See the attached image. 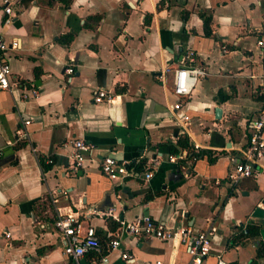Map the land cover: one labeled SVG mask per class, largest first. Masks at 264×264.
<instances>
[{
  "label": "crops",
  "instance_id": "1",
  "mask_svg": "<svg viewBox=\"0 0 264 264\" xmlns=\"http://www.w3.org/2000/svg\"><path fill=\"white\" fill-rule=\"evenodd\" d=\"M3 1L10 74L0 90V264H66L53 222L70 213L100 244L81 264L104 256L106 264H186L183 246L157 239L121 235L118 249H106L121 222L143 216L192 233L213 228L204 264L217 254L226 264H264V159L255 178L235 187L226 179L264 105V47L256 45L264 0H6L7 25ZM188 51L207 75L172 113V71ZM98 90L111 101L95 104ZM183 137L198 157L168 162ZM73 140L92 146L76 170ZM104 157L131 162L138 176L107 179Z\"/></svg>",
  "mask_w": 264,
  "mask_h": 264
},
{
  "label": "built area",
  "instance_id": "2",
  "mask_svg": "<svg viewBox=\"0 0 264 264\" xmlns=\"http://www.w3.org/2000/svg\"><path fill=\"white\" fill-rule=\"evenodd\" d=\"M3 13L6 15L4 25L10 23L13 17V12L8 1H3ZM260 35L256 41L259 48L264 47V23L256 29ZM16 42H11L10 48L15 49ZM7 46L3 43L0 36V90H8V77L10 74L9 65L2 61V55L6 51ZM223 54L228 51L222 48ZM73 70L71 67L65 69V74L71 76ZM207 75L205 68L199 65L195 60V54L188 51L184 54L178 68L172 71V94L176 101L170 106L172 113L181 111L182 105L195 88L197 82ZM95 104L103 101L110 102V94L105 90H98L93 95ZM180 120L185 122L188 118L184 115L180 116ZM247 142L245 148L241 151V157H229L230 168L227 173V182L231 187H235L242 179L255 178L257 172L253 165L264 159V105L257 116L247 124ZM71 145V154L69 159L72 161L71 167L73 170L79 169L85 156L88 155L92 146L85 144L82 140H73L69 142ZM186 158V152L180 151L176 155L167 156V161L174 163L183 161ZM160 158L154 156L149 158L144 164L143 179L149 180L153 171L156 169ZM45 163L50 164L51 160H46ZM100 173L111 181H121L127 178L137 177L138 174L134 171L131 162L124 160H115L110 157H104L99 161ZM78 216L70 213L66 215H58L53 222V227L60 234L62 245V253L67 258L66 264H81L80 259L87 253L98 254L100 252V244L95 235V231L91 227H86L82 233L78 227ZM214 232L213 228L192 233L184 227L169 229L167 227L154 224L147 216L134 218L129 222H121L118 231L106 243V249L113 251L120 246L121 235H126L131 238L139 239H157L161 242H170L175 246H183L185 253L188 256L186 264H204L207 256L211 251L210 238ZM7 233L5 237H7ZM122 260L130 262L132 256L126 252L120 254ZM99 264H106V257L99 259ZM153 264H164L161 261H155ZM213 264H226L220 254L214 256Z\"/></svg>",
  "mask_w": 264,
  "mask_h": 264
},
{
  "label": "trees",
  "instance_id": "3",
  "mask_svg": "<svg viewBox=\"0 0 264 264\" xmlns=\"http://www.w3.org/2000/svg\"><path fill=\"white\" fill-rule=\"evenodd\" d=\"M181 150H185L187 154V158L189 159H196L199 155V153L194 154L192 152V147L187 142V139L185 137L179 138L178 141L174 146L169 147V155H176L178 154ZM136 168V166H135ZM137 170L140 169L139 167L136 168ZM135 171V170H134Z\"/></svg>",
  "mask_w": 264,
  "mask_h": 264
},
{
  "label": "water",
  "instance_id": "4",
  "mask_svg": "<svg viewBox=\"0 0 264 264\" xmlns=\"http://www.w3.org/2000/svg\"><path fill=\"white\" fill-rule=\"evenodd\" d=\"M215 114H216V115L219 114V110H215Z\"/></svg>",
  "mask_w": 264,
  "mask_h": 264
}]
</instances>
